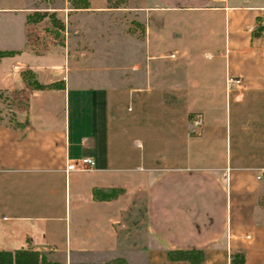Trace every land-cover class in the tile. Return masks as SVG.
<instances>
[{"label": "crops", "instance_id": "0c3cea01", "mask_svg": "<svg viewBox=\"0 0 264 264\" xmlns=\"http://www.w3.org/2000/svg\"><path fill=\"white\" fill-rule=\"evenodd\" d=\"M35 9L0 1V49L37 58L16 59L13 83L0 85L17 102L0 118V249L38 248L62 264H131L128 251L188 264L166 251L192 247L199 264H229L242 249L245 264H264V130L240 106L264 98V31L252 36L264 0H88L61 18L74 27L66 45L42 44L47 16L29 21ZM229 75L240 84L228 89ZM94 186L123 191L96 200Z\"/></svg>", "mask_w": 264, "mask_h": 264}, {"label": "rangeland", "instance_id": "374dc122", "mask_svg": "<svg viewBox=\"0 0 264 264\" xmlns=\"http://www.w3.org/2000/svg\"><path fill=\"white\" fill-rule=\"evenodd\" d=\"M28 4L32 5L33 8H42V10L47 9L49 10L48 12H53V10H56V16L58 18H63V20L68 23V18L66 15L67 12L70 10L68 8L72 7L70 0H28ZM131 24V26H133V28H135L138 32L141 31V25L138 22H132ZM39 27L42 31L40 41L43 42L42 44L44 45H49L53 43L66 45L68 34L74 32V27L71 26V24L69 25V30L68 27H66L65 29L57 27L52 21L50 15H48L45 19L41 21ZM21 58L25 61H35V59H37L33 54L28 52V50H23L20 56L11 55L2 58V60L0 61V85H4V83H13L16 74V69L13 67V63L16 59ZM107 72L112 74L114 71L107 70ZM16 106L17 102L8 94V92L5 90H0V118L13 116L14 108ZM229 106L233 107V103H230V105L228 104V107ZM240 106H242L241 116L246 122V124L256 133H261V131L264 130V98L263 96H261V93H258V95L253 94L252 96H249L247 99H245V102ZM196 113L197 112L192 114L191 117H193ZM141 228L142 227L140 226L139 228H137V230L139 231L137 235L140 234L139 236L143 235V229ZM126 255L129 257V261L131 264H135L136 261L142 264L145 263V259L141 257L134 258L135 256H140L139 253L128 251ZM111 258L101 259L98 257H89L83 260V262L85 264H108ZM62 259H64V257H62ZM75 262L76 259L74 260L73 264Z\"/></svg>", "mask_w": 264, "mask_h": 264}, {"label": "trees", "instance_id": "16d2710c", "mask_svg": "<svg viewBox=\"0 0 264 264\" xmlns=\"http://www.w3.org/2000/svg\"><path fill=\"white\" fill-rule=\"evenodd\" d=\"M124 0H108L109 6H120ZM71 6L82 8L88 6V0H70ZM47 9H35L28 14L29 21H39L45 16L50 15L52 21L57 27L63 28L64 21L56 16V10L48 12ZM264 31V23L259 18L252 29V36H259ZM15 50L0 49V58L5 55H11ZM23 76L27 83L35 88H43L45 85L37 78L35 71L31 68L23 70ZM60 81L46 84V86H60ZM123 191L118 186H94L92 188V196L96 200L112 199ZM168 259L186 260L188 264H199L204 259V251L202 248H169L166 251ZM62 264L58 260H50L45 251L38 248L20 247L16 249H0V264ZM108 264H129L127 259L121 255L112 257ZM229 264H245V252L242 249L233 250L229 254Z\"/></svg>", "mask_w": 264, "mask_h": 264}, {"label": "built area", "instance_id": "2783aa9c", "mask_svg": "<svg viewBox=\"0 0 264 264\" xmlns=\"http://www.w3.org/2000/svg\"><path fill=\"white\" fill-rule=\"evenodd\" d=\"M240 84V78L237 76H232L229 75L226 78V85L229 88H231L232 86H237ZM190 122H191V129L194 130L196 127H198L201 122H202V113L201 112H197L193 117L190 118ZM83 163L86 164L87 166H91L93 165L94 161L93 158L90 156H84L82 158ZM68 169H72L75 167L74 163H68L67 165Z\"/></svg>", "mask_w": 264, "mask_h": 264}]
</instances>
